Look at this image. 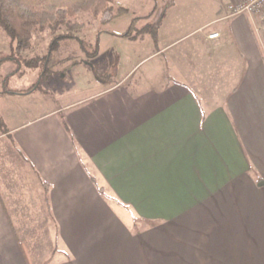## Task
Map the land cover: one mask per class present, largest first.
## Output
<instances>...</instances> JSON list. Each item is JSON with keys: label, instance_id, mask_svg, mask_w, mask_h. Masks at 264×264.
<instances>
[{"label": "crops", "instance_id": "1", "mask_svg": "<svg viewBox=\"0 0 264 264\" xmlns=\"http://www.w3.org/2000/svg\"><path fill=\"white\" fill-rule=\"evenodd\" d=\"M232 3L163 12L158 46L99 32L83 65L109 34L116 77L66 105L0 91V264H264V51Z\"/></svg>", "mask_w": 264, "mask_h": 264}, {"label": "rangeland", "instance_id": "2", "mask_svg": "<svg viewBox=\"0 0 264 264\" xmlns=\"http://www.w3.org/2000/svg\"><path fill=\"white\" fill-rule=\"evenodd\" d=\"M130 7L128 9H119L116 5L110 11L101 14L98 18L89 16L88 13H81L80 16L74 21L78 24V29L73 31V34L77 35V38H68L63 40L57 49L53 52V60L50 63L51 74L48 79L51 80L46 85L45 80L42 82L40 91H45L44 93H49L48 98L51 104L56 107L66 105L70 101H75L83 97L88 96L94 91V85L96 80H100L99 76H104V79H114L116 73L114 69L105 70L104 72L100 68L104 67V63L107 60L109 54L113 51L115 53L118 43L115 39L113 42L106 40L107 38H114L111 35H105L100 41L102 45V52L98 60H95L94 71L89 69L87 66L83 65V61H91L95 57H89L87 51L94 52L96 44L98 42L99 32L108 31H123L129 25L132 18L137 16H150L144 19L143 22L139 23V26H143L148 23H155L159 16L163 12L170 13V24H173V20L176 18H181L186 16L192 11L204 10L208 0H179L181 4L179 6H173L170 4L172 0H129ZM140 1H144V7H140ZM245 0H235V3H241ZM193 9V10H192ZM230 9V8H229ZM155 11V12H154ZM231 12V10H230ZM180 14V15H179ZM255 22L258 25V20ZM253 21V20H252ZM51 36L47 32H40L35 35L32 40L29 49L24 51L22 54L24 57L32 58L34 56H44L48 53L49 45L51 43ZM261 42L262 49L264 51V36L262 34L257 36ZM81 38L85 42V49L82 48V44L79 40ZM114 45L115 50H112L111 46ZM100 44L98 42V48ZM11 52V39L4 32L3 28L0 26V58L8 55ZM84 61V62H85ZM78 63V64H77ZM82 65L78 68L74 65ZM100 67V68H99ZM18 68V64L15 62L7 61L0 67V83L1 87H8L10 89H27L32 85L37 83L40 78V73L43 70V65L41 64L37 69H30L24 65L19 67L18 75H10L14 70ZM144 68L136 69L133 75L134 81L138 80L143 72ZM137 71V72H136ZM17 73V72H16ZM103 73V74H101ZM9 76V81L7 84L6 78ZM44 89H43V88ZM48 88V89H46ZM47 90V91H46ZM155 222H146L143 220H137L136 231L139 234L140 230L143 233L151 225L154 231L157 228L154 224ZM144 229V230H143Z\"/></svg>", "mask_w": 264, "mask_h": 264}, {"label": "trees", "instance_id": "3", "mask_svg": "<svg viewBox=\"0 0 264 264\" xmlns=\"http://www.w3.org/2000/svg\"><path fill=\"white\" fill-rule=\"evenodd\" d=\"M173 1V0H172ZM115 0H0V26L11 39V52L0 58V67L7 61L30 69H37L43 65L40 78L37 83L25 90H10L8 87H1L2 93L28 94L41 88L42 82L48 79L51 74L50 63L53 60V52L60 43L68 38H77L73 31L78 29L74 22L81 13H88L89 16L98 18L115 6ZM124 9V8H119ZM166 14L163 13L155 23H148L139 26L140 21L149 18L136 17L133 19L127 31L119 34L121 37L137 39L144 35H150L155 45L159 43V30ZM47 32L51 37L48 53L44 56L27 58L23 52L29 49L32 40L37 33ZM82 48L85 42L79 38ZM94 52L87 51L89 57H96L99 52L98 42ZM104 79V76H99ZM8 83V77L5 84ZM0 126H3L0 119Z\"/></svg>", "mask_w": 264, "mask_h": 264}, {"label": "built area", "instance_id": "4", "mask_svg": "<svg viewBox=\"0 0 264 264\" xmlns=\"http://www.w3.org/2000/svg\"><path fill=\"white\" fill-rule=\"evenodd\" d=\"M229 8L233 15H249L254 22L255 32L264 36V0H245L241 3H232ZM255 19H257L255 22ZM209 40L217 43L221 39L219 32L209 34Z\"/></svg>", "mask_w": 264, "mask_h": 264}, {"label": "water", "instance_id": "5", "mask_svg": "<svg viewBox=\"0 0 264 264\" xmlns=\"http://www.w3.org/2000/svg\"><path fill=\"white\" fill-rule=\"evenodd\" d=\"M263 184H264V182L261 185H263Z\"/></svg>", "mask_w": 264, "mask_h": 264}]
</instances>
